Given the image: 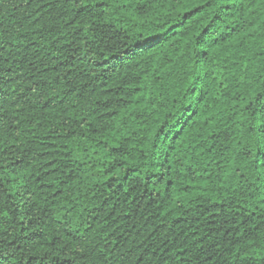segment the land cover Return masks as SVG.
Returning a JSON list of instances; mask_svg holds the SVG:
<instances>
[{"label":"trees","instance_id":"trees-1","mask_svg":"<svg viewBox=\"0 0 264 264\" xmlns=\"http://www.w3.org/2000/svg\"><path fill=\"white\" fill-rule=\"evenodd\" d=\"M0 264H264V0H0Z\"/></svg>","mask_w":264,"mask_h":264}]
</instances>
